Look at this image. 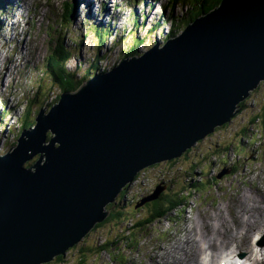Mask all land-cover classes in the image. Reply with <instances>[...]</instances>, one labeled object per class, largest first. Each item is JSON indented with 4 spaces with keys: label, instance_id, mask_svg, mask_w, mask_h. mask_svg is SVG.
Listing matches in <instances>:
<instances>
[{
    "label": "water",
    "instance_id": "95a60500",
    "mask_svg": "<svg viewBox=\"0 0 264 264\" xmlns=\"http://www.w3.org/2000/svg\"><path fill=\"white\" fill-rule=\"evenodd\" d=\"M261 80L264 0H221L161 45L60 93L0 154V264L63 256L134 176L229 122Z\"/></svg>",
    "mask_w": 264,
    "mask_h": 264
},
{
    "label": "rangeland",
    "instance_id": "374dc122",
    "mask_svg": "<svg viewBox=\"0 0 264 264\" xmlns=\"http://www.w3.org/2000/svg\"><path fill=\"white\" fill-rule=\"evenodd\" d=\"M12 1L0 2V112L4 111L0 116V154L15 145L31 95L38 91L40 96L29 113L30 119H34L39 108H49L56 96L62 93L54 86H45V92L36 89V80L43 74L40 63L51 48L50 38H61L73 54L66 64L67 69L81 75L84 70L94 71L92 66L96 58L100 69L119 62L125 57L126 46L132 45L133 35L138 39L144 38V42L137 47L140 53L150 47L156 38L166 37L171 29H176L175 34H178L190 11L189 4H184L182 0L176 6H173V0H89L90 5L78 0L75 9H71L67 0ZM62 11L73 15L62 21ZM101 28L107 33L102 42L97 33ZM27 92H30L29 97H26ZM49 102L51 104L47 106ZM241 102L243 105H239L238 112L229 122L199 139L180 156L151 165L128 182L123 187V199L117 200V196L114 201L119 205L118 210H125V215L93 227L84 238L65 251L59 262L55 257L43 264H154V257H164L173 248L186 246L187 239L188 244L194 242L197 251L195 240L200 239L199 233L206 239H214L207 243L211 248L218 245L220 238L210 235V225L216 227L220 222L221 232L225 226L222 218L230 226L228 232L233 236L236 234L240 244L249 240L250 236L241 237L245 226L240 225L236 212H242L240 209L245 208L252 198L264 201V197H260L264 192V80ZM38 157V154L34 155L25 162V166ZM157 188L158 193L167 192L170 197L183 198V204L140 230L132 224L146 217L149 209L143 201H139L138 205L136 202L152 195ZM254 203L249 206H255L261 213L258 219L264 221V208ZM253 210L251 213L255 215L257 210ZM262 223L254 230L256 232L248 245L257 252L259 249L264 251ZM198 224L201 231L197 229ZM254 227L250 224L248 232ZM257 232L260 234L255 237ZM227 240L219 249V254L234 249L231 237L230 241ZM243 244L245 249L244 241ZM204 246L201 245V250ZM250 248L247 249V256ZM178 256L175 251L172 259ZM198 256L202 262V251L198 252ZM221 256L208 264H215ZM253 259L257 260V264H264V255ZM205 260L208 261V258ZM162 261L175 263L169 258Z\"/></svg>",
    "mask_w": 264,
    "mask_h": 264
},
{
    "label": "trees",
    "instance_id": "16d2710c",
    "mask_svg": "<svg viewBox=\"0 0 264 264\" xmlns=\"http://www.w3.org/2000/svg\"><path fill=\"white\" fill-rule=\"evenodd\" d=\"M220 1L221 0H182V2H185L184 4H189L190 11L188 13V18H186L185 21L181 23V27L184 28L185 25L191 22L193 19H195L196 17H198L199 15L203 13H206L213 7L217 6L220 3ZM0 2H3V4H5L6 0H2ZM67 2L71 6V9L78 5V0H67ZM180 2L181 0H173V6L178 5V3ZM62 12H63L61 14L62 17H60L62 21L68 20V17H72L73 15V14H69L67 11H62ZM133 20L137 24V19L134 18ZM154 29H156V27H154ZM175 31L176 29H171L169 34L164 38L174 36ZM100 37H101L100 42H102L104 36H100ZM131 39L133 40V42L131 43L132 45L126 46L128 50L124 54L125 57L137 55L139 53L137 47L144 42V38L138 39V38H135L134 35L133 37H131ZM49 41L51 43L50 44L51 48L49 50V53L45 57V59L42 60L40 63V70L43 74L40 77V79L36 80V85H37L36 89L40 88V90H42L41 92H45V86H47L48 88H50L51 86L57 87L61 92L74 91L77 89V87L82 82H84L87 79V77L90 76V74H92V72L98 71L100 69L98 62H96L98 61V59L96 58L95 64H93L94 66H92L94 71L90 72V69L84 70L81 75H77L78 73L76 74L74 72H70L67 69L66 64L68 60L73 57V54L71 53V51H69L65 47V43L62 42L61 38H54V39L50 38ZM98 55L99 54H97V57ZM74 56L79 57V55H74ZM43 80H46V82L42 83ZM29 96H30V92H27L26 97H29ZM38 97L40 96L37 91L35 95H31L30 98H28L26 109H25V112L27 114L25 113L24 115L25 117L21 121L20 131L23 129L29 128L30 126L34 124V119H30L29 113L31 111L32 104L36 101ZM57 98L58 97L56 96V100ZM51 102L47 103V106L50 105ZM242 103L243 102H241V104L239 103V105L242 106L243 105ZM239 105H238V108H240ZM2 115L3 114L0 113V116ZM124 188L119 192L117 200L123 199L124 192H125ZM183 200H184L183 198H178L177 196L170 197L167 192L166 193L164 192L162 194L160 193L156 198L144 202L145 206L147 205L146 207L149 209L147 216L144 218H141L140 220H135L132 225L137 227L140 230H143L148 225L153 223L155 220L164 218L170 212H173L176 208L180 207L183 204ZM114 201H112L106 206V209H108L109 211V214L107 215V217L103 221L96 223L94 227H98L104 224L107 220L115 218L119 215L123 216L126 214L124 209L118 210L119 205L118 203H115ZM139 201H141V199L136 202V205L138 204ZM116 207H117V210H115ZM109 245H111V243ZM61 257L62 256H57L55 258L56 260H58L57 262H59Z\"/></svg>",
    "mask_w": 264,
    "mask_h": 264
},
{
    "label": "bare ground",
    "instance_id": "6f19581e",
    "mask_svg": "<svg viewBox=\"0 0 264 264\" xmlns=\"http://www.w3.org/2000/svg\"><path fill=\"white\" fill-rule=\"evenodd\" d=\"M14 1H16V0H13L12 2H14ZM81 1H86L87 4H89V2H88L89 0H81ZM16 2H19V0H17ZM89 12H91V11H89ZM97 33H98L99 36H104V35L107 34V33H105V29H103V28H101ZM2 110L0 112L1 114L4 113V111H2ZM261 194H262V192H261ZM260 197L261 198L264 197V192H263L262 196H260ZM253 202H256V203H254V204H256V206H259V207L264 208V201H259V200L257 201L256 198H252L251 201H249L247 204L244 203L246 207L240 209L242 212H240V211H237L236 212L237 215H238V217H239V220H240V225H243V227L245 226L244 232L241 235V237L244 236V238H245V237L250 236L249 237V240H247V241L243 240L244 243H246L245 244L246 245L245 249H243V247H242L244 245L243 244V241H242V243H241L242 245H241L240 244V241H239L240 239L236 240L237 239V235L235 234L233 236L232 233H229L228 232L230 226H228L227 223H224V219L225 218H222V223L225 224V226L222 224L223 225V228H222L223 230L221 232H219L220 222H219L218 226H216V227H214L213 225H210L211 226L210 228L212 230V233L210 235L214 234L216 236V239L220 238V243H218V245H215V246L213 245L214 247L211 248L210 247V244L208 246L207 243H209L211 240H214V239L211 238V237H209V238L206 239V237H204L203 234L200 236L201 233H199L198 235H199L200 239L195 240L197 242V251L195 250L194 242H192L191 244H188L189 239H187L186 246L179 245L176 250L173 248L172 251L167 252V254L164 255V257H162V256L161 257H154V264H171L172 263L170 261H168L167 263L164 262V261H162L163 258H169L170 260H175L174 261L175 263H173V264H201V263L202 264H208V263L215 262V260L217 259V257H219L221 255H224V256L221 257L220 261L223 260V259H225L226 261L229 260V262L232 263V261L234 259L238 258V259L242 260L244 262V264H257V260L256 259H253V258L254 257H260V255H264V251L261 250V249H259V251L257 252L255 249H251L250 247H248V245H249V242H250L251 237L253 236V233L256 232L254 230H257L261 226V223L262 222L264 223V221H261L260 219H258L259 216L261 215V213L259 212V210L255 206H249L250 204H253ZM253 209L257 210V213H256L257 215L256 214L253 215L251 213ZM244 216H245V220L243 221ZM250 224L251 225H254L255 227L248 232L249 225ZM197 229H199V231L202 230V228H201V226L199 224H198ZM204 232H206V231H204ZM259 234L260 233L257 232L254 236L257 237ZM230 237H231V241L235 243L234 249L231 250L229 253H227V251H226V253L225 252H221V254H219L220 253L219 249H222L221 247L224 245V242L226 241V239H228L227 241H230L229 240ZM216 241H218V240H216ZM181 243H182V241H181ZM200 243H202L203 245H205L204 248L202 247V250H201V245L202 244H200ZM252 244H253V241H252ZM240 245H241V247H240ZM187 247L189 248L190 251H188V248ZM252 247H253V245H252ZM248 248H250V251H249L250 254L247 256V253H248L247 249ZM175 251H177L179 253V256L178 257H175L174 259H172V256H173V254H174ZM199 251H202V253L205 255V257H204V255L202 257V262H200V258L198 256V252ZM242 251H244V252L242 253ZM206 258H208V261L205 260ZM204 261H206V263ZM261 263L263 264V262H261Z\"/></svg>",
    "mask_w": 264,
    "mask_h": 264
},
{
    "label": "clouds",
    "instance_id": "9594fccd",
    "mask_svg": "<svg viewBox=\"0 0 264 264\" xmlns=\"http://www.w3.org/2000/svg\"><path fill=\"white\" fill-rule=\"evenodd\" d=\"M168 38H169V37H167V39H168ZM159 39H160V37H159ZM159 39L157 38L156 41H158V42L160 43V45H161L162 42H163V43L165 42V41H161V40H159ZM156 41H155V42H156ZM155 42H153V44H154ZM153 44H152V45H153ZM100 71H102V69H99L98 71H95V72H100ZM95 72H93L92 75H93ZM92 75H90V76H92ZM90 76H89V77H90ZM89 77H87V78H89Z\"/></svg>",
    "mask_w": 264,
    "mask_h": 264
}]
</instances>
